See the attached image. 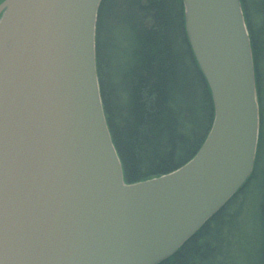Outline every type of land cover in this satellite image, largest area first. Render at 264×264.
Masks as SVG:
<instances>
[{"label": "water", "instance_id": "95a60500", "mask_svg": "<svg viewBox=\"0 0 264 264\" xmlns=\"http://www.w3.org/2000/svg\"><path fill=\"white\" fill-rule=\"evenodd\" d=\"M213 122L175 170L126 183L96 68L101 0L0 3V264H158L249 179L257 82L241 0H182Z\"/></svg>", "mask_w": 264, "mask_h": 264}, {"label": "trees", "instance_id": "16d2710c", "mask_svg": "<svg viewBox=\"0 0 264 264\" xmlns=\"http://www.w3.org/2000/svg\"><path fill=\"white\" fill-rule=\"evenodd\" d=\"M241 4L259 106L254 167L242 188L158 264H264V0ZM183 14L182 0H101L97 76L126 183L183 165L199 150L213 122L211 93L186 37ZM249 190L257 199L245 228L242 197Z\"/></svg>", "mask_w": 264, "mask_h": 264}, {"label": "rangeland", "instance_id": "374dc122", "mask_svg": "<svg viewBox=\"0 0 264 264\" xmlns=\"http://www.w3.org/2000/svg\"><path fill=\"white\" fill-rule=\"evenodd\" d=\"M264 86V84H263ZM257 194L253 190H249L242 197V221L243 226L246 228L247 222L251 223L253 219V214L256 207Z\"/></svg>", "mask_w": 264, "mask_h": 264}, {"label": "bare ground", "instance_id": "6f19581e", "mask_svg": "<svg viewBox=\"0 0 264 264\" xmlns=\"http://www.w3.org/2000/svg\"><path fill=\"white\" fill-rule=\"evenodd\" d=\"M186 37H187V35H186ZM255 79H256V76H255Z\"/></svg>", "mask_w": 264, "mask_h": 264}, {"label": "flooded vegetation", "instance_id": "af4514ba", "mask_svg": "<svg viewBox=\"0 0 264 264\" xmlns=\"http://www.w3.org/2000/svg\"><path fill=\"white\" fill-rule=\"evenodd\" d=\"M2 2V0L0 1V3Z\"/></svg>", "mask_w": 264, "mask_h": 264}]
</instances>
